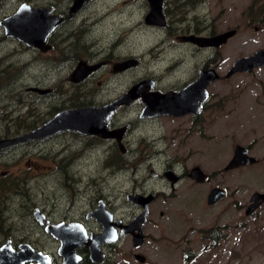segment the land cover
I'll use <instances>...</instances> for the list:
<instances>
[{"label":"flooded vegetation","instance_id":"obj_1","mask_svg":"<svg viewBox=\"0 0 264 264\" xmlns=\"http://www.w3.org/2000/svg\"><path fill=\"white\" fill-rule=\"evenodd\" d=\"M74 1L20 0L17 5L16 9L24 2L33 7H46L50 9L51 15L62 18L59 25L48 34L45 40L48 45L46 51L27 45L15 37L7 36L4 26L0 24V108L2 109L0 115L9 116L8 120H10V122H6L2 117L3 125L0 128L19 132L14 133L13 136L4 134L0 139L11 138L37 129L65 110L96 107L110 103L125 95L140 81L148 82L141 90L142 95L154 94L157 96L173 93L176 96L177 92L193 83L201 71L214 69L218 74L216 80L210 81L205 86V95H200L202 99L199 108L185 114H149L146 103L142 100L143 96H139L130 103L118 106L109 117L107 130L111 133L115 131V135L112 137H102L94 133L84 134L72 129L26 141L33 145L41 143L46 145L45 156L49 162L47 168L50 172L49 176L54 178L56 185L53 186V190L55 194L67 196V202L64 204L66 208L61 210L56 204H51L50 208L46 209L34 206L32 211L39 227L43 228L45 236L54 244L53 250L38 249L22 238L14 240V236L10 233L4 237L0 246L9 243L13 249L17 250L19 245L28 244L36 252L43 253L45 264H63L64 256L59 254L60 241L46 230V226L62 223L74 225L79 227L82 232L84 231L88 239H92L93 235L102 232L103 225L99 218L104 216L107 219L110 214L112 215L110 217L112 228L117 239L99 245L101 251L99 254H102V257L93 256L90 246L86 243L79 244L75 248V254H71V261L74 260V256H77L76 264H107L109 257L119 251L117 245L123 238L129 237L135 249L144 244L148 236L144 227L154 213L152 205L168 195L165 188L171 191L169 194L172 196L176 195V187L184 180L199 184L209 181L208 174L200 166H187L189 157L182 160L181 156L176 155V147H190L189 145L194 143L193 137L196 134L198 137L206 138L207 131L211 130L214 116L228 113L226 111L224 114V111L229 102L236 105V110L252 114L243 126H255L256 129L258 126L259 128L264 127V77L256 74L257 71L264 68V65L250 71L236 72L230 76H227L230 69L225 75L220 74V67L224 62L221 50L242 30H253L255 35H262L260 39L262 42L256 44L254 52L264 49V0H252L249 10L236 12L235 16H231L234 20L232 27L228 26L229 12L227 13L225 10L228 0H162L163 25L145 22L151 10L149 0H140L137 6H135V2L139 0H123V6L111 12L125 13L128 18L133 14H142L143 20L137 25H144L142 30L145 45L148 46L150 41L156 40L140 54H133V46L129 43L131 37L125 30H122L121 36L114 39L106 52L102 48H97L102 37L94 39V27L88 26L83 21L89 18V16L86 17L85 12H89L88 8L92 4L105 0H88L78 9L71 11ZM4 2L5 0H0V4ZM218 7L220 9L215 13L214 11ZM9 15L11 13L3 14L0 22ZM79 17L82 23H77ZM130 30L132 32V28ZM232 30L234 34L225 42L218 44L214 39L216 36ZM189 37H194L195 41L199 42L196 43L188 39ZM7 45L11 47L4 49ZM28 54H31L32 57L24 59ZM146 59H150L148 64L153 69H159L162 66L163 69H159L157 74L147 73L143 76H133L134 69L142 68L140 62ZM37 62L44 63L47 70H44L43 73L29 74V70L36 67ZM80 63H86V65L96 68L86 75L76 74L75 71ZM58 71H62V74L55 76L54 72ZM234 74L258 77L259 80L254 83L259 88L252 92L249 90H247L248 92L245 90L241 93L237 92L231 97L226 94L219 95V93L210 90L213 83L219 80L227 81ZM55 83L60 84L58 90ZM246 86L248 87V82ZM6 111H10V113L8 114ZM143 111H145L144 115ZM240 112L238 111L239 114ZM176 121H178L177 124ZM139 130L143 132L136 134ZM19 144L21 143L1 147L0 156L9 150L16 149L20 146ZM237 145L246 147L248 155L255 158L256 161L250 165H242L229 170L259 163L260 159L253 155L250 143L248 145L235 144L233 154ZM188 151L190 152L191 149L188 148ZM96 152L98 153L97 158L91 161L93 163L98 160L103 163V169H101L107 178H116L122 173L124 175L126 171L129 173L130 187L124 191V204H131L136 208L135 212H130L129 217L118 215L117 208L102 193L104 188L100 184L99 177L105 178V176L100 173V169L98 176L90 175L85 181L83 180L82 164ZM157 167H161V170L159 171ZM196 167H200L205 174L202 182H197L192 177V171ZM3 174H7V172L2 171L1 178L6 176ZM149 178L153 180L150 181ZM215 187L224 189L226 196L227 192L223 186H213L209 192ZM128 195H141L142 197L152 195V199L148 203L146 221L143 224L144 241L140 246L134 244V235L137 230L131 222L142 213L143 198L137 199L136 203L128 199ZM251 204L250 198V204L246 211ZM160 215H163L162 211ZM41 218L43 222L39 221ZM117 220L121 221L118 223ZM122 226H126L125 233H122ZM209 230L213 231L212 235L217 243V234L220 233L219 226L214 230ZM38 263L37 260L24 262V264ZM40 264L44 263L40 262Z\"/></svg>","mask_w":264,"mask_h":264},{"label":"rangeland","instance_id":"obj_2","mask_svg":"<svg viewBox=\"0 0 264 264\" xmlns=\"http://www.w3.org/2000/svg\"><path fill=\"white\" fill-rule=\"evenodd\" d=\"M251 1L228 0L225 10L229 12L227 20L229 27H232L234 22L231 16H235L236 12L249 10ZM19 3L20 0H6L1 3L0 18L3 14H12ZM139 3L140 0L135 2V6ZM121 6L123 0H105L92 4L88 8L89 12H85L89 18L83 22L94 27V39L102 37L97 48L104 49V52L111 47L116 37L123 34L122 30H125L131 37L129 43L133 46V54H140L156 40L150 41L148 46L145 45L142 30L144 25H137L143 20L142 14H133L128 18L125 13L111 12ZM219 9L216 8L214 12L217 13ZM77 23H82L80 17ZM261 37L262 35H255L253 30H242L239 35L232 38L221 50L224 62L220 67V74L225 75L237 58L253 53L256 44L262 42ZM9 47L11 46L7 45L4 49ZM31 57L32 55L28 54L24 59ZM149 61L150 59L141 60L142 68H135L133 76L157 74L159 69H163V66L153 69L149 66ZM37 63L36 67L29 70V74L43 73L47 70L44 63ZM54 74L59 76L62 71ZM256 74L264 77V68ZM256 80L259 78L247 74H234L227 81L219 80L213 83L210 90L231 97L232 94L244 90L251 92L257 90L259 87L254 83ZM54 85L58 90L60 84ZM235 107L236 105L229 102L224 111V114L226 111L228 113L214 116L206 138L198 137L196 134L190 147H176V155L181 156L182 160L189 157L187 166H200L208 174L209 181L199 184L184 180L176 187V195L172 196L171 191L165 188L168 195L152 205L154 213L144 227L145 233L148 234L144 244L135 249L129 237L123 238L117 245L119 251L109 257L107 264H264V203L252 213L246 214L252 194L256 191L264 192V127L258 126L256 129L255 126H243L252 114L240 112ZM3 110L5 111L4 108ZM2 117L6 122H10L9 116L0 115V127L3 125ZM14 132L13 129L6 131L0 128V137L4 134L13 136ZM139 132L143 131L139 130L136 134ZM237 143L242 145L250 143L253 155L260 161L252 166L225 171L224 167ZM19 145L0 156V173L6 171L7 174L3 175H8L14 184V188L7 192L6 207L0 209L3 221L0 227V242L2 243L4 237L10 233L14 240L22 238L38 249L51 251L54 244L45 236L32 211L34 206L46 209L50 208L51 204H56L59 209L64 210L67 196L54 193L53 186L56 185L54 178L49 176L47 168L49 162L45 156L46 145L44 143L33 145L28 142ZM188 148L191 149L190 152ZM97 156L96 152L90 158L87 157L86 162L82 164L83 180L90 175L98 176L100 169V173L105 176L99 177L104 188L102 193L117 208L118 215L129 217L131 211H136L133 205L124 204V191L130 187L129 173L126 171L124 175L122 173L116 178H107L102 171L103 163L98 160L92 163ZM157 169L160 171L161 167ZM213 186H223L227 194L217 204L209 206L206 204V196ZM161 211L163 215H160ZM217 226L220 228L217 243L202 236V230H214ZM135 252L145 256V261L139 262L134 257Z\"/></svg>","mask_w":264,"mask_h":264},{"label":"water","instance_id":"obj_3","mask_svg":"<svg viewBox=\"0 0 264 264\" xmlns=\"http://www.w3.org/2000/svg\"><path fill=\"white\" fill-rule=\"evenodd\" d=\"M88 0H75L71 11H74L81 7ZM151 10L147 15L145 22L148 24L163 25L164 19L161 13L162 0H149ZM62 21L61 17L53 16L50 14V9L46 7H33L31 4L22 3L14 13L1 20L0 24L4 26L5 34L7 36L15 37L18 40L25 42L27 45L37 47L41 51H46L48 45H46V38L48 34L54 30L57 25ZM234 34V31H228L221 35L216 36L218 44L223 43L230 36ZM192 41H195L194 37H189ZM198 43L199 41H195ZM134 64V63H133ZM264 65V49L258 50L249 56L241 57L237 59L230 68L227 76H230L236 72L250 71L255 67ZM96 67L88 66L86 63H80L75 71L76 74L82 73L86 75ZM218 78V74L214 69L208 71H201L198 78L186 88L176 93H167L165 95L145 96L141 94V90L147 85V81H140L135 84L125 95L122 97L107 103L102 106L96 107H84L78 109L65 110L55 115L51 120L43 124L42 126L28 131L11 138L0 139V148L15 145L18 143L30 141L33 139L44 138L53 133L63 130H77L84 134L94 133L102 137H112L114 132H108L107 122L114 110L124 103H130L139 96H143V101L146 103V109L149 114H164L169 113L172 115L185 114L188 111L199 108L200 100L205 95V86L210 82ZM140 92V94H139ZM145 96V97H144ZM176 100V103H175ZM145 111H143L144 115ZM255 158L248 155L246 147L237 145L234 150V154L225 170L233 169L242 165H250L254 163ZM192 177L197 182L204 181L205 174L200 167H196L192 171ZM225 196V190L215 187L207 195V204H215ZM143 198V211L140 215L135 217V220L131 222L133 227H136L137 233L134 235V244L140 246L144 241V229L143 224L146 221L148 214V203L152 199V195L142 197L141 195H128V199L137 203V199ZM252 204L246 211L249 214L256 209L260 204L264 202V193L255 192L251 197ZM38 212V211H37ZM36 212V215H37ZM108 214V213H107ZM112 215L108 214L106 219L101 216L100 221L103 225L102 232L97 235H93L92 239H88L84 231L74 225L59 224L54 226H46V230L53 234L55 238L60 241L59 254L64 256L63 264H76L77 256H74V260L71 257L75 254V248L82 243H86L90 246V250L93 252V256L102 257L99 254L101 245L103 242H110L117 239L115 231L112 228ZM109 220V221H108ZM43 222L41 218L39 220ZM118 223L121 220H117ZM122 226V233H125ZM115 233V234H114ZM72 254V255H71ZM69 256V257H68ZM134 257L139 262L145 261V256L141 254H135ZM28 260H37L45 264V257L43 253L36 252L30 245L21 244L17 250L13 249L9 243L0 246V264H24Z\"/></svg>","mask_w":264,"mask_h":264},{"label":"trees","instance_id":"obj_4","mask_svg":"<svg viewBox=\"0 0 264 264\" xmlns=\"http://www.w3.org/2000/svg\"><path fill=\"white\" fill-rule=\"evenodd\" d=\"M6 1V0H5ZM29 1V0H26ZM15 134L19 133V132H14ZM8 135V134H7ZM14 135V134H13ZM118 168H121L120 166H118ZM13 181L10 180V177L8 175L0 178V209L1 208H5L6 207V198L8 197L7 192L8 190L13 189L14 184L12 183ZM2 216H1V210H0V227L2 225ZM213 231L208 230H202V236L206 239H209L211 241H215L213 235H212ZM1 243V242H0Z\"/></svg>","mask_w":264,"mask_h":264}]
</instances>
